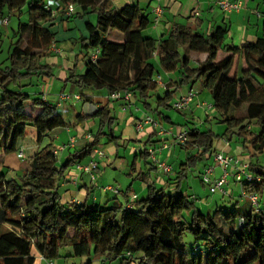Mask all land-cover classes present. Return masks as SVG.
Returning <instances> with one entry per match:
<instances>
[{"label": "trees", "instance_id": "16d2710c", "mask_svg": "<svg viewBox=\"0 0 264 264\" xmlns=\"http://www.w3.org/2000/svg\"><path fill=\"white\" fill-rule=\"evenodd\" d=\"M46 1L0 0V19L21 14L24 7H28L29 17L15 33L9 64H0V154L17 152L28 127L36 129L35 143L40 147L26 161L20 177L8 179L6 173H0V264H35L34 251L52 262L61 257L65 247L72 249L66 257L88 259L82 264H93V259H103L105 264L115 260L122 264H264V165L259 159L264 153V15L262 36L237 48L225 44L226 27L204 35L189 25H175L167 38L157 40L145 33L153 21L137 5L116 8L113 0H56L64 11L74 5L83 15L97 16L96 25L86 23L88 36L81 39L86 71L73 74L66 86L74 87L81 97L86 92H129L132 102L142 105L151 115L148 117L160 124L166 122V112L173 110L175 93L201 82L212 99L217 121L226 127L219 135L195 124L185 125L187 130L182 131L188 133L189 141L176 145L190 154L177 172L176 190L167 192L151 182L156 169L141 171L138 179L147 185V197L128 209L116 200L112 206L62 202L60 181L70 165L90 157L103 138L117 144L121 137L115 133L116 118L110 109L103 108L95 117L99 123L95 137L62 166L53 143L41 148L53 131L67 127L56 105L25 90L30 81L52 76V67L43 62L56 43L51 26L42 22H52ZM109 35L117 38L109 39ZM97 49L99 59L92 63L90 52ZM221 51L228 55L218 61ZM196 55L206 58L193 66ZM155 56L161 70L178 73L180 81L169 83L168 92L156 99L154 107L152 101L158 92L155 77L159 74L153 63ZM239 58L245 68L233 74ZM252 125L258 131H252ZM234 137L243 141L250 156L248 172L260 178V182L243 181L242 197L246 198L243 191L259 194V210L203 213L196 197L186 196L181 187L190 168L215 154L220 140ZM150 158L148 150L135 154L131 175L136 174L138 163L151 167ZM206 171L200 178L210 190L222 175L218 179L211 175L206 183ZM185 213L190 214V221L185 220ZM187 232L198 244L191 251L184 244Z\"/></svg>", "mask_w": 264, "mask_h": 264}, {"label": "crops", "instance_id": "0c3cea01", "mask_svg": "<svg viewBox=\"0 0 264 264\" xmlns=\"http://www.w3.org/2000/svg\"><path fill=\"white\" fill-rule=\"evenodd\" d=\"M217 1L218 0H113V3L116 8H122L126 5H137L145 13L150 14L153 24L146 30L148 33L147 35L157 40L167 38L175 25H189L193 27L196 32L204 35H209L219 27H226L228 29V34L226 36L225 44L237 48L243 47L249 43H255L258 38L262 36L264 12H261V7L264 6V0H228L233 3L242 1L245 5L240 12L232 13L222 11L216 5ZM157 7L161 9L160 15L156 13ZM258 14H260L261 17H259ZM11 15L19 14L13 13ZM90 15L91 14L83 15L79 13V9H76V14L72 18L73 15L69 17L66 11L61 8L55 9V13L51 14L50 20L52 22H47V19L46 21H42L44 25L51 26V31L55 34L56 39V43L51 47V56L43 60V62L52 67V76L50 78H43L36 81L39 84L37 94H44L45 96L43 97L48 102L57 103L59 96L63 93L71 95L79 93L74 87L70 85L66 86V82L73 74L83 75L86 71V58L84 49L82 48L81 39L88 36V33L86 26L83 27L82 24L75 19H86V23L91 22L93 25H96L97 16ZM9 17L8 24L4 25L6 27L11 24V19ZM156 19H159L157 25L155 24ZM77 32H79V34H77ZM108 38L115 39L117 37L109 35ZM93 52L94 51H91L90 54ZM223 53L225 52L223 51ZM227 55L228 54H226V56ZM205 58V55H196L193 59V65H198V61L202 62ZM155 59L159 70V74L156 76L160 75L162 77V84H158V92L153 98L154 101H156L159 96H163L168 92L167 89L169 83L180 81L178 73H164L159 66V58L155 56ZM242 61L241 58L238 59L235 67V74L241 73V71L239 73L238 71L240 65L243 66ZM241 70L244 69L242 68ZM167 80L170 82L168 83ZM191 89L198 92V97L191 104L190 108L183 113L187 123H180L179 121H182V118H178V116L175 117L170 111L166 112V122L160 123V126L163 129L165 123H170L173 126L170 128L171 130H169V134L164 136L159 134V128H155L151 125H144V128L142 129L137 128L139 122H142L145 117L151 115L143 109L142 105H138L135 101L127 105L123 101L111 100L109 98L110 94L101 91L86 92L85 96L82 97V100L66 103L60 110L64 115L67 127L56 129L47 138L49 140L48 142L53 143V150L59 149L57 156L59 166H62L76 152L82 150L88 145L90 141L87 139L88 134L95 137L96 134L94 133V129H99V123L95 117L103 108L110 109L112 116L116 118L115 133L117 136H120L121 139L117 144L114 142L109 143L107 138H103L100 141L99 145L104 142L102 146L106 156L103 159H96L99 163V170L95 173V180H92L90 175L83 174L75 169V163L88 164L92 160V155L83 161L74 162L70 165L65 176L60 181L62 202L68 205L88 203L112 206L114 200H116L121 202L123 206L127 208L133 195H136L138 200L146 198L147 185L142 183L140 178L138 179V175L141 171L148 172L147 168L144 167V164L141 162L137 165L136 174L131 175L130 170L132 163L130 160L131 155L141 153L144 150H148L149 152L152 150L156 155V162H154L152 157L150 158V161L152 162L151 168L156 169V173H151V182H154L159 188H164L167 192H174L178 187L176 180L177 175H175L178 170L170 165L173 168L171 174L161 173L157 168V162L166 163L164 157L168 156L166 154L168 150H171L169 159H172L173 152L175 151L174 148L176 147L187 152L181 146L176 145L174 135L182 130H187V126L185 125L188 123V125H190V121L196 120L197 112H200L201 115L198 118L206 116L207 113L208 116L210 113L213 117L216 116L215 111L212 108V99L203 89L201 82H198L195 85L190 84L181 87L175 93L174 100L187 94ZM162 91L163 93L160 94ZM210 118L212 119L211 116ZM89 119H93L92 123H88ZM187 119L190 121L188 122ZM250 128L252 131H258L257 127L254 125ZM77 133L78 137L84 139L86 142L83 143L79 141L78 144V138L74 136ZM155 136L161 138V141H159L161 144L152 145L150 148L151 144H155V142H153ZM72 138H75L76 140L75 144L70 146L69 143ZM25 146V142L22 141L19 142L17 152L12 154H0V173H6L8 179L20 177L23 174V167L24 164H26L27 159L33 157L40 148L38 145L34 144L26 146L31 149L32 153L27 159L20 160L17 156L18 152L23 151L25 154ZM98 146L97 149H99ZM122 147L126 151L121 156L120 149ZM127 152H129V155ZM182 152L183 151L179 152L178 161L183 163L182 160L184 159H182ZM192 152L194 154L195 150ZM217 153H223L226 156L239 159L246 163L250 160V156L244 150L242 140H238L237 137H234L231 141H228L224 138L218 142L215 154L205 157L203 162L204 165L198 175L199 178L206 169H212L214 171L212 174L213 179H218L222 175V169L215 160V155ZM125 155L128 156L126 157ZM65 157L66 159L64 162L63 160ZM108 167L114 168L115 171H122L121 174L125 175V179L122 177L118 178L117 175H110L107 170ZM153 175L156 178H153ZM123 180L128 184V187L125 189L122 187V184H120L121 193L119 195L104 190V188L108 186L113 187L116 183L124 182ZM138 182H141V186L139 187V190H134V186ZM183 187L184 185H182L181 189L184 192ZM240 190L242 192V188H240ZM228 193L231 195L232 193L234 194V191ZM191 196H195L198 200L196 195L193 194ZM33 255L35 257V264H44L45 260L36 251L33 252Z\"/></svg>", "mask_w": 264, "mask_h": 264}, {"label": "rangeland", "instance_id": "374dc122", "mask_svg": "<svg viewBox=\"0 0 264 264\" xmlns=\"http://www.w3.org/2000/svg\"><path fill=\"white\" fill-rule=\"evenodd\" d=\"M261 12H264V6L261 7ZM90 16H95V15L91 14ZM9 18L11 19L10 26H8V27L1 26L0 27V64H4L5 66L9 64L8 58L10 56V47H11L12 43L17 40L15 33L17 32V30L19 28L20 22L21 23H25V22H28V20H29L28 7H24V9L22 10L21 14H19V15H10ZM75 20L80 22L83 27L86 26V19L81 20V19L78 18V19H75ZM77 34H79V32H77ZM146 34H148L147 31H146ZM225 57H226V54L223 53V51H221L219 53L218 61H222ZM153 63L158 68V64H157L156 59H153ZM242 64H243V66L240 65L238 73L240 71L242 72V70H241L242 68L243 69L245 68V64H244L243 61H242ZM193 66H196V65H193ZM235 72H236V68H235L233 74H235ZM161 74H163V73H161ZM36 81H37L36 79H34L33 81H30L31 85L25 88V90L30 92L32 95H36L37 94V89L39 88V84ZM169 82L170 81H168V83ZM167 91H168V89H167ZM38 92H40V91H38ZM162 93H163V91L160 94H162ZM43 96H45V95L44 94L40 95V97H43ZM152 103H153V106L155 107V101L154 100L152 101ZM137 104L139 105V103H137ZM79 107H81V106H79ZM28 110H31V108L28 107ZM38 111H40V108L37 109V112ZM170 112L175 117L178 116V118H182V121H179L180 123H183V124L187 123L186 119H185V115L183 113L178 112V111H176L174 109L171 110ZM196 115H197L196 116V120H194V121H190L189 119H187L188 122L190 121L191 126H193L192 124H195L194 126H198L203 131L212 130L216 134H219V135H223L225 133L226 127L224 125L219 124V122L217 121L216 117H213L211 115V113L209 114V116H208V113H207L206 116H204V117L202 116L201 118H198L199 116H201L200 112H197ZM210 116L212 117V119L210 118ZM92 120L93 119H89L88 123H90V122L92 123ZM171 126H173V125H171L170 123H165L164 130L166 132H169V130H171L170 129ZM97 132H98V129L95 128L94 129V133L97 134ZM36 134H37V131H36L35 128L28 127L27 136L24 139H22L20 142L24 141L26 146L31 145V144L37 145L35 143ZM74 136H76L78 138L77 139L78 144H79V141L83 142V143L86 142V141H84V139L78 137V133L75 134ZM159 138H160L159 136H155L153 138V142H155V144H151L150 148L152 147V145H160L161 144V142H159V141H161V138L160 139ZM48 141H49L48 139L45 140V142H44V144L42 145L41 148H43L47 144H49L50 142H48ZM103 143L98 146V148L100 150L104 149L103 146H102ZM120 144H122V143H120ZM26 146H25V159H27L28 156H30L31 153H32L31 149H29ZM56 146H57V144H56ZM58 148H59V146H58ZM174 149H175V151H174ZM174 149H173L174 152H173L172 159H169L171 150H168L166 152V154L168 156L164 157L165 158L164 161L166 162V164L168 166L171 165V166L175 167L177 170H179V168H180V166L182 164L181 161H178L179 152L183 151L182 152V159H184V160H182L183 162H186V160L189 157L190 153L179 149V147H176ZM125 151L126 150H124L123 147H122L120 149V152H121L120 155L122 156L125 153ZM129 152H127L128 155H129ZM195 153H196V151H195ZM186 154H187V156H186ZM128 155H125V156L127 157ZM134 156L135 155H131V157H130L131 162L133 161ZM65 159H66V157L63 160L64 162H65ZM259 159H260L261 164L264 165V153L260 156ZM28 160H29V158L27 159V161ZM203 162H204V160L200 161L197 167L193 166L192 168H190L188 170L187 178L184 180V183H183V185H184L183 189H184V193H185L186 196L190 197L193 194L197 196V198H198L197 207L199 208V210L201 212H203V213H209V212L214 213L217 209H223V210L224 209L225 210L228 209V210H231V211L234 210V209H237L240 213L248 214V213H250V212H252L254 210L252 205H251V203H250V201L248 200V198H243L242 197L241 190H240L241 184H236L235 183V179L232 176H230L228 178L229 184L224 187V190L227 191L226 195L222 194L221 192H216L214 194L210 193L208 185L204 186V184L201 183V180H200V178L198 176L199 173H200L201 168L204 165ZM143 164H144V162H143ZM144 167L147 168V171L150 170V168H151L150 164H148V166L144 164ZM107 170H108L110 175H117L118 178L122 177L123 179H125V175L121 174L122 171H119V170L115 171L114 168H112V167H108ZM153 172H155V171H152V174H153ZM160 172L162 173V171H160ZM175 175H177V174H175ZM153 178H156V177H154V175H153ZM120 184H122V187H124L125 189L128 187V184H126L125 181L124 182H120V183H116L114 185V187H121ZM140 186H141V182L136 183V185L134 186V190H139ZM230 191H234V194L232 193L230 195L228 193ZM261 207L262 208L264 207V199L262 201ZM184 218H185L186 221H190L191 216H190V214L185 213ZM184 244H185V246L187 248V251H191L192 249H194L198 245L196 243L194 237L188 232L184 235ZM69 253H72V249L70 247L63 248L61 250V257L57 258V259H54L52 261L53 264H82V263H84V262H86L88 260L86 258L66 257V255H68ZM50 262L51 261H46L45 260L44 264H50ZM93 264H105V263H104L103 259H93ZM106 264H122V262H121V260H115V261H109Z\"/></svg>", "mask_w": 264, "mask_h": 264}, {"label": "built area", "instance_id": "2783aa9c", "mask_svg": "<svg viewBox=\"0 0 264 264\" xmlns=\"http://www.w3.org/2000/svg\"><path fill=\"white\" fill-rule=\"evenodd\" d=\"M216 5L222 11H224L226 13L240 12L245 6L244 2H242V1H238V2L233 3V2H230L228 0H218ZM61 8H62V6L56 0H47L46 1V9L49 11H52V14L55 13V9H61ZM65 11H66L67 15L70 17L75 12V6L74 5L68 6ZM156 13L159 15L161 14V9L159 7L156 8ZM258 16L261 17L260 14H258ZM8 21H9L8 18L0 19V27L7 25ZM158 22H159V19H156L155 24L157 25ZM99 56H100V50L97 49L90 56L91 62L96 63L99 59ZM155 80H156L157 84H162V77L160 75L156 76ZM197 97H198V92L194 89H191L187 94L183 95L179 99L174 100L172 103V107L176 111L187 110V109H189V107L191 106V104L194 102V100ZM109 98L111 100H114V101H123L127 105L131 104V102H132V94L129 92H116V93L111 94ZM43 100L47 101L44 97H43ZM80 100H82V97L79 94L71 95L68 93H63L59 96L58 102L52 103V104L56 105L57 108L61 109L64 107V105L66 103H68L70 101H80ZM144 125H151L155 128H159V134L162 136L169 134L160 126V124L157 121H155L151 117H145V119L142 122L138 123L137 128L142 129V128H144ZM87 139L91 140L92 135L88 134ZM75 140H76L75 138H72L69 145L73 146L75 144ZM174 141L177 144L185 145L189 141V135L187 132L181 131L178 134L174 135ZM165 147H167V146H165ZM58 150L59 149H56L54 151V154L56 156H58V152H59ZM150 155L154 159V162H156L155 152L151 150ZM17 156L20 160L25 159V154L23 151H19ZM105 156H106V154L103 150L96 149L93 151L92 160L88 164L75 163V169L77 171L83 173V174L90 175L91 179L95 180L96 179L95 173H96V171L99 170V163L96 159H103V158H105ZM215 160L218 163L219 167L222 169V176L220 177L219 180L215 181L213 183V185L211 186L210 192L212 194H214L216 192H221L222 194L226 195L227 193L224 190V187L226 185H228V183H229L228 178L230 176H233L235 178V180L238 183H240L241 185H243L244 180L247 182H252L255 180L260 182V178H255L253 175H251L248 172L249 163L242 162L239 159H234V158L229 157V156H225L223 153L217 154L215 156ZM157 167L164 174H169L173 170L171 166H168L166 163H161V162H157ZM213 172L214 171L212 169H207L206 176L204 177V180L206 183H210L209 177L213 174ZM104 190L108 191V192H113L116 195H119L121 192L120 187H114V186L113 187L108 186V187L104 188ZM243 196L248 198L253 209L258 212L259 207H260L259 206L260 205V195L259 194L247 195L243 191ZM137 200H138L137 196L133 195L131 197L128 205H127V208L128 209L132 208ZM243 222H244V220L241 219L240 223H243ZM50 264H53V262H50Z\"/></svg>", "mask_w": 264, "mask_h": 264}]
</instances>
